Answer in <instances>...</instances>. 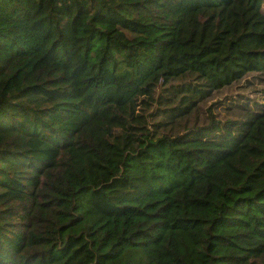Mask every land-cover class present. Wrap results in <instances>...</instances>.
<instances>
[{"label": "trees", "instance_id": "obj_1", "mask_svg": "<svg viewBox=\"0 0 264 264\" xmlns=\"http://www.w3.org/2000/svg\"><path fill=\"white\" fill-rule=\"evenodd\" d=\"M248 76L264 0H0V264H264Z\"/></svg>", "mask_w": 264, "mask_h": 264}, {"label": "rangeland", "instance_id": "obj_2", "mask_svg": "<svg viewBox=\"0 0 264 264\" xmlns=\"http://www.w3.org/2000/svg\"><path fill=\"white\" fill-rule=\"evenodd\" d=\"M263 89L264 82L262 83L261 79L253 76L241 78L240 82H234L217 90L207 100L205 106L202 105L203 115L205 114L204 107L209 106L212 113L218 118L239 116L244 108L252 109L254 107V100L262 101Z\"/></svg>", "mask_w": 264, "mask_h": 264}]
</instances>
